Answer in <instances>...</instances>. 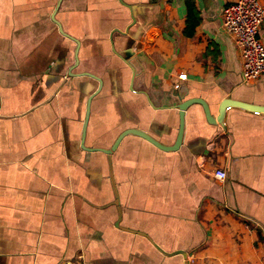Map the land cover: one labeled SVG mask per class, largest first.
<instances>
[{"label": "crops", "instance_id": "crops-1", "mask_svg": "<svg viewBox=\"0 0 264 264\" xmlns=\"http://www.w3.org/2000/svg\"><path fill=\"white\" fill-rule=\"evenodd\" d=\"M229 1L0 0V264H264V114L192 105L175 152L94 151L171 146L189 99L264 106Z\"/></svg>", "mask_w": 264, "mask_h": 264}, {"label": "built area", "instance_id": "built-area-1", "mask_svg": "<svg viewBox=\"0 0 264 264\" xmlns=\"http://www.w3.org/2000/svg\"><path fill=\"white\" fill-rule=\"evenodd\" d=\"M263 22L264 9L260 0H230L222 12V29L235 40L245 83H253L264 75V45L258 37ZM185 78L179 76L180 80ZM210 176L220 182L226 179L221 169L212 171Z\"/></svg>", "mask_w": 264, "mask_h": 264}, {"label": "water", "instance_id": "water-1", "mask_svg": "<svg viewBox=\"0 0 264 264\" xmlns=\"http://www.w3.org/2000/svg\"><path fill=\"white\" fill-rule=\"evenodd\" d=\"M59 3H60V0H58L57 8H58ZM57 8H56V10H57ZM56 10H55V12H56ZM51 20L58 27L59 33L62 36L70 39L71 41H73L76 44V46L78 47V41L73 39L72 37L68 36L67 34H65L63 32V30H62L61 26L59 25V23L54 19V14L51 16ZM77 62H78V60H77L76 52H75V64ZM83 75L98 80L97 78H95L94 76H92L90 74H83ZM98 82H99V86H100L101 82L99 80H98ZM89 102L90 101L87 102V106H86L85 122H84L83 129H82V139L84 138V135H85V126H86V121H87V117H88ZM192 105L201 106L207 123L210 124V125H213V126H217L218 125V126L224 127V122H223L224 115H225L226 110L230 109V108L242 109V110H245V111L251 112V113L264 114V106H255V105L246 104V103H243V102H237V101H232V100L226 99V100H223L219 104L217 115L213 116L211 114L210 108L206 104V102H204L203 100L198 99V98H193V99H189V100L180 102L176 106H173V109H176L178 111L179 125H178V132H177L176 139H175L174 143L171 146L162 145L160 142H158L157 140L152 138L149 134H146L145 132H143L141 130L131 129V130H126L122 134H120L119 137L114 142V144L109 149H97V150H94V151H99V152H102L103 154H105L107 156V158H108V162H110V156L117 149L120 141L126 136H134V137H138V138H141V139L147 141L148 143H150L151 145H153L154 147L158 148L161 151H164V152H175V151H177L180 148L181 143H182V139H183V134H184V114H185V111ZM111 183H112L113 191H114V195H115V204L118 205V195H117V192H116V190L114 188L113 179H111ZM119 217H120V213H119ZM144 237H146V236H144ZM178 254L182 255L183 258L186 259V254L185 253L179 252ZM184 264H187V263H184Z\"/></svg>", "mask_w": 264, "mask_h": 264}]
</instances>
